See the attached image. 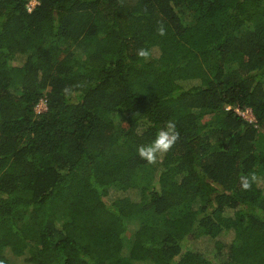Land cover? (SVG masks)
<instances>
[{"label": "trees", "instance_id": "16d2710c", "mask_svg": "<svg viewBox=\"0 0 264 264\" xmlns=\"http://www.w3.org/2000/svg\"><path fill=\"white\" fill-rule=\"evenodd\" d=\"M30 1L0 0V264H264V0Z\"/></svg>", "mask_w": 264, "mask_h": 264}, {"label": "clouds", "instance_id": "9594fccd", "mask_svg": "<svg viewBox=\"0 0 264 264\" xmlns=\"http://www.w3.org/2000/svg\"><path fill=\"white\" fill-rule=\"evenodd\" d=\"M139 55L147 56L145 50H140ZM178 138L175 124L171 121L167 122L164 127L158 129L155 137L146 145H140L137 148L138 154L147 162H154L158 155L166 153ZM243 187H248L246 178H241Z\"/></svg>", "mask_w": 264, "mask_h": 264}, {"label": "rangeland", "instance_id": "374dc122", "mask_svg": "<svg viewBox=\"0 0 264 264\" xmlns=\"http://www.w3.org/2000/svg\"><path fill=\"white\" fill-rule=\"evenodd\" d=\"M32 1H34V0H32ZM37 111L39 112V111H42L43 109H45V102L44 101H41L38 105H37ZM248 120H251V121H253L254 120V116H253V114H252V112L248 109V110H245L244 112H241ZM129 192H134V191H129ZM123 193H125V192H123ZM122 193V194H123ZM118 194H121V193H118ZM223 237H225L224 239L225 240H228L229 238H230V235H225V236H223ZM210 244H212V239L210 240V239H204V245H210Z\"/></svg>", "mask_w": 264, "mask_h": 264}, {"label": "built area", "instance_id": "2783aa9c", "mask_svg": "<svg viewBox=\"0 0 264 264\" xmlns=\"http://www.w3.org/2000/svg\"><path fill=\"white\" fill-rule=\"evenodd\" d=\"M37 2H38L37 0H34V1L31 0L30 3L28 4V9L31 10L33 6L37 4ZM45 108H46V105H45Z\"/></svg>", "mask_w": 264, "mask_h": 264}]
</instances>
